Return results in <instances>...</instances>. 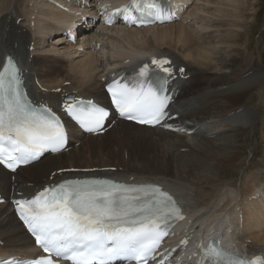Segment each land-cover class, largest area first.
Returning <instances> with one entry per match:
<instances>
[{
	"label": "bare ground",
	"instance_id": "6f19581e",
	"mask_svg": "<svg viewBox=\"0 0 264 264\" xmlns=\"http://www.w3.org/2000/svg\"><path fill=\"white\" fill-rule=\"evenodd\" d=\"M188 1L184 19L189 22L185 24L112 28L117 36L109 40L110 47L77 56L73 49L66 51L56 35L65 18L62 13L46 8L40 0H0V60L13 52L27 75L36 76L44 87L61 86L100 97V54L104 57L106 51L109 66L127 58L133 61L149 49L168 52L191 75L181 82L175 104L179 120L191 128L198 126L192 136L127 122H119L120 128L102 137L72 134L73 142L80 141L78 146L19 169L13 182L0 168V193L8 195L11 186L32 191L27 185L47 183L50 173L60 169L116 167L112 174L161 182L173 190L193 220V228L209 227L211 237L226 232L243 249L264 251L263 196L259 197L262 204L248 201L257 188L264 192V48L253 46L247 33L243 12L251 2ZM65 81L70 86H64ZM44 97L56 100L57 94ZM253 135L263 150L257 160H248L246 150ZM59 177L55 174L54 180ZM234 207L241 209V226L232 215ZM8 208L0 205V255L31 249V240Z\"/></svg>",
	"mask_w": 264,
	"mask_h": 264
},
{
	"label": "snow or ice",
	"instance_id": "6c2138e0",
	"mask_svg": "<svg viewBox=\"0 0 264 264\" xmlns=\"http://www.w3.org/2000/svg\"><path fill=\"white\" fill-rule=\"evenodd\" d=\"M116 15L137 25L151 22L147 18L160 22L170 18L160 0H130L110 13L106 23ZM152 63L160 67L169 61L153 58ZM146 68L135 81H114L108 92L121 117L157 125L167 115L168 97L142 79ZM162 71L171 70L163 67ZM21 83L19 68L11 57L6 58L0 70V164L12 171L45 151L59 152L66 143L60 118L47 107H34L22 92ZM65 111L90 133L101 131L108 117L104 108L92 102L68 105ZM14 203L36 244L48 255L4 264H57L53 256L70 264H113L117 258L147 264L171 223L184 219L173 198L156 185L101 179L66 180ZM202 252L209 264H264L260 257L251 261L233 258L212 242Z\"/></svg>",
	"mask_w": 264,
	"mask_h": 264
},
{
	"label": "rangeland",
	"instance_id": "374dc122",
	"mask_svg": "<svg viewBox=\"0 0 264 264\" xmlns=\"http://www.w3.org/2000/svg\"><path fill=\"white\" fill-rule=\"evenodd\" d=\"M248 1L251 3L247 4L246 9H245V14L243 12V15L245 16V18L247 17L245 25L247 26L246 29L248 31L247 33H248L249 39L251 43L253 44V46H259L260 48H264V0H248ZM253 98L256 101L257 95L253 96ZM254 137L255 135L249 138L251 144L249 148L247 147V150H246V153L248 150H250V152H248L247 154L249 156L248 160L249 159L257 160L258 157L260 156V153L263 150V147H261L260 145L258 146L255 143ZM251 149H252V152H251ZM248 160H245V164L250 163Z\"/></svg>",
	"mask_w": 264,
	"mask_h": 264
}]
</instances>
